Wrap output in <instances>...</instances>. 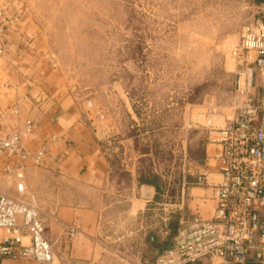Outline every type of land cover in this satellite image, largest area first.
Wrapping results in <instances>:
<instances>
[{
  "label": "rangeland",
  "instance_id": "obj_1",
  "mask_svg": "<svg viewBox=\"0 0 264 264\" xmlns=\"http://www.w3.org/2000/svg\"><path fill=\"white\" fill-rule=\"evenodd\" d=\"M25 1L59 68L88 107L104 114L116 158L151 167L162 175L165 201L177 202L206 142L207 130L191 117L230 103L232 50L244 25L261 18L253 17L257 1ZM122 161L116 176L127 183Z\"/></svg>",
  "mask_w": 264,
  "mask_h": 264
},
{
  "label": "crops",
  "instance_id": "obj_2",
  "mask_svg": "<svg viewBox=\"0 0 264 264\" xmlns=\"http://www.w3.org/2000/svg\"><path fill=\"white\" fill-rule=\"evenodd\" d=\"M256 1L253 17L264 18V0ZM0 8L5 19V32L0 33V138L23 131L30 123L32 129L22 139L25 149L34 152L45 145L48 152L40 165L0 153V192L28 200L34 197L60 264H155L157 255L173 245L179 224L177 212L171 229L176 211L166 206V186L161 185L160 191L153 183H140L142 177L155 174L151 167L143 170L135 162L116 158L119 146L101 136L107 123L88 107L57 65L41 19L26 1L0 0ZM196 110L191 118L206 133L209 121L217 127L227 124L231 97L219 110ZM127 111L134 118L129 106ZM219 148L206 138L201 157L196 158L209 180L220 179L215 159ZM120 161L129 174L127 183L116 176ZM20 165L26 187L23 196L17 190ZM146 185L153 191L150 198L144 195ZM188 192L190 212L212 214L215 201L210 187L195 185ZM69 224L78 226L72 238L67 234ZM170 235L172 242L164 246ZM0 264L38 263L0 256Z\"/></svg>",
  "mask_w": 264,
  "mask_h": 264
},
{
  "label": "built area",
  "instance_id": "obj_3",
  "mask_svg": "<svg viewBox=\"0 0 264 264\" xmlns=\"http://www.w3.org/2000/svg\"><path fill=\"white\" fill-rule=\"evenodd\" d=\"M0 8V33L5 32ZM2 49H0V52ZM234 82L232 116L221 127L207 125V142L219 145L215 155L218 180H209L207 170L193 172L182 181L177 202L167 207L179 214L173 245L161 252L155 264H264V19L257 18L241 30L232 50ZM88 106L90 103H87ZM104 121V114L98 112ZM6 133L0 138V153L31 159L40 165L48 152L45 145L28 152L22 139L31 131ZM107 143L110 137L101 130ZM199 167V166H198ZM22 165L17 172L18 193L26 187ZM201 185L212 189L215 206L211 215L188 210L186 191ZM30 200L0 192V256L32 259L38 264H60L46 237L40 209ZM76 224L67 226L72 238Z\"/></svg>",
  "mask_w": 264,
  "mask_h": 264
},
{
  "label": "trees",
  "instance_id": "obj_4",
  "mask_svg": "<svg viewBox=\"0 0 264 264\" xmlns=\"http://www.w3.org/2000/svg\"><path fill=\"white\" fill-rule=\"evenodd\" d=\"M264 19V18H263ZM234 76V75H233ZM233 82H234V78H233ZM232 90H233V83H232V87H231V94H232ZM201 154H202V151H201ZM201 154L199 155V156H197L196 158H200L201 157ZM191 179V178H190ZM143 182H149V183H153L157 188H159V190L161 191L162 190V188H161V182H160V177L158 176V175H153L152 177H150V178H145V177H142L141 179H140V183H143ZM159 198H160V195H159ZM177 219H178V214H177V212L176 213H173V216H172V219H171V222H170V224H171V229H174L175 228V225H176V222H177ZM178 226H179V224H178ZM178 228V227H177ZM177 232V231H176ZM172 235H170L169 237H168V239H167V241L164 243V246L166 245V246H169V244L172 242ZM173 243H174V240H173ZM168 248H170V246L168 247ZM167 248V249H168ZM166 250V249H165ZM164 251V250H163ZM162 251V252H163ZM160 254V253H159ZM158 254V255H159ZM157 255V256H158Z\"/></svg>",
  "mask_w": 264,
  "mask_h": 264
},
{
  "label": "water",
  "instance_id": "obj_5",
  "mask_svg": "<svg viewBox=\"0 0 264 264\" xmlns=\"http://www.w3.org/2000/svg\"><path fill=\"white\" fill-rule=\"evenodd\" d=\"M147 186V190L144 191V195L148 198L152 197L153 195V191L151 190V185H146Z\"/></svg>",
  "mask_w": 264,
  "mask_h": 264
}]
</instances>
